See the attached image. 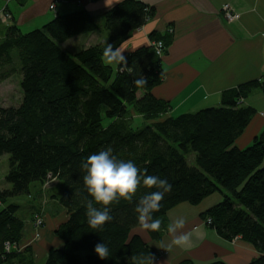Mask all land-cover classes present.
<instances>
[{
    "label": "trees",
    "instance_id": "obj_1",
    "mask_svg": "<svg viewBox=\"0 0 264 264\" xmlns=\"http://www.w3.org/2000/svg\"><path fill=\"white\" fill-rule=\"evenodd\" d=\"M154 16V8L124 0L104 15L107 42L72 55L64 43L99 29L85 10L59 15L27 34L14 24L0 33V81L12 73L1 70L16 59L22 91L17 108L0 110V158L9 156L5 182L11 185L10 190L0 189V264L23 255L18 247L25 220L18 216L20 205L7 204L8 199L32 197V184L39 187L48 180L59 182L52 198L68 221L56 233L63 247L51 249L44 264H132L138 254L155 257V251L132 234L140 227L136 202L154 190L143 184L132 201L111 206L113 220L102 231L88 227L84 202L91 198L84 191L80 164L108 147L117 159L131 160L141 172L172 185L155 213L161 223L178 205L197 206L219 193L221 202L202 219L211 220L207 226L221 239L241 238L252 245L260 256L249 264H264V136L244 149L235 146L256 115L244 101L260 84L226 90L218 108L168 116L170 104L152 94L165 75L152 45L126 55L123 67L106 65L102 57L107 44L120 47ZM149 38L150 43L163 42L165 56L172 34L152 33ZM141 75L147 84L137 87L133 82ZM131 111L142 117L143 125L125 124ZM192 154L195 166L187 160ZM147 232L153 241L161 239V231ZM102 241L110 249L108 260L94 253Z\"/></svg>",
    "mask_w": 264,
    "mask_h": 264
},
{
    "label": "crops",
    "instance_id": "obj_2",
    "mask_svg": "<svg viewBox=\"0 0 264 264\" xmlns=\"http://www.w3.org/2000/svg\"><path fill=\"white\" fill-rule=\"evenodd\" d=\"M122 1L0 0V10L6 9L13 16L12 24L27 34L43 28L59 15L81 10L95 17L98 26L104 25V15ZM137 1L154 8L155 16L119 48L126 57L132 51L149 46L152 33L165 36L172 29V43L162 58L164 81L152 91L156 99L170 104L168 116L218 108L226 90L258 82L260 87L244 101V106L253 108L256 115L235 146L244 149L264 136V0ZM226 4L240 14L238 21L228 23L224 19L222 7ZM51 5H54V10H50ZM108 38V32L99 26L96 32L74 37L62 47L72 55L104 44ZM29 198L34 199L33 195ZM40 198L43 199L42 196ZM221 200L222 196L216 193L197 206L183 203L170 210L162 220L159 241H153L141 227L132 234L139 235L155 253H160L164 250L155 245L166 237L170 238L167 233L169 223L182 216L186 220L183 231L192 233V244L153 264H210L218 261L249 264L260 256L252 245L241 238L232 242L221 239L202 219V215ZM39 207L34 209L35 213L44 217L46 223L41 230L42 240L40 243L33 241V224L25 222L19 243V250L25 252L19 251L23 255L7 264H44L51 249L63 247L55 231L68 221L66 211H48V205L45 207L42 203Z\"/></svg>",
    "mask_w": 264,
    "mask_h": 264
},
{
    "label": "clouds",
    "instance_id": "obj_3",
    "mask_svg": "<svg viewBox=\"0 0 264 264\" xmlns=\"http://www.w3.org/2000/svg\"><path fill=\"white\" fill-rule=\"evenodd\" d=\"M103 63L112 66L126 65V58L121 49L107 44L102 53ZM134 85L144 87L147 80L141 75L134 80ZM84 171V191L91 199H86L87 224L94 232L102 231L104 225L112 222L111 206L123 201H132L138 186L143 184L148 189H154L144 194L137 202L134 212L141 229L153 233L161 230V220L155 216L161 208V202L171 192L172 185L167 179L156 175H147L131 161L119 160L113 155L111 147L103 149L82 160L80 164ZM94 205H98L94 206ZM186 225L184 217H179L169 223L167 227L168 237L161 240L157 248L168 254L177 250L188 248L193 242V235L183 231ZM94 253L100 260H108L110 249L103 241L96 244ZM153 257L143 254L131 258L132 264H153Z\"/></svg>",
    "mask_w": 264,
    "mask_h": 264
},
{
    "label": "rangeland",
    "instance_id": "obj_4",
    "mask_svg": "<svg viewBox=\"0 0 264 264\" xmlns=\"http://www.w3.org/2000/svg\"><path fill=\"white\" fill-rule=\"evenodd\" d=\"M12 20H13V16L6 9L0 10V33L4 32V29L12 24ZM1 25H3L4 27H1ZM99 26L104 29V25L100 24ZM11 69L13 71H11ZM1 71H4V73L5 71L12 73L10 74V76L0 81V110L7 108H17L22 102V91L20 88L21 75L19 72L18 61L14 59L13 65L12 64L6 65ZM125 124L128 125L129 127L132 126L133 128L135 127L138 128L139 125L140 126L143 125V119L141 116H138L134 114L133 111H131L127 116V120ZM8 159H9L8 155H4L0 158V189L1 190L11 189V185L5 182V175L8 171ZM187 160L190 164H192V166H195L193 154L188 155ZM58 187H59V182L57 180H48V182H46L44 185L39 187H36V183H34L31 186V191L33 193L34 199H30L29 198L30 196L28 195H21L10 198L7 201V204L20 205L21 209L18 213V216L24 219L25 222L29 221L33 224L34 227L33 241H35L36 243H40V240H42L41 230L45 227L46 223L44 217L35 213L34 209L38 208L39 205L41 206V203L42 206L44 205L45 207H47L48 205V211H56L57 209H61L57 204V202H55V200L52 198L53 194L55 195V193H57V191L59 190ZM40 196H42L43 199H41ZM2 208L3 206L0 205V210ZM38 219H41L42 221V226L39 229L36 228L37 226L36 223ZM208 220L204 221L206 225H209ZM38 230H40V237L35 236ZM56 233L57 231H55V234ZM18 251L25 252V250L23 251L21 249ZM155 255H157V257H160L159 261H161L164 257L168 256V253L162 251L160 253H155ZM159 261L156 260L154 262H159Z\"/></svg>",
    "mask_w": 264,
    "mask_h": 264
},
{
    "label": "built area",
    "instance_id": "obj_5",
    "mask_svg": "<svg viewBox=\"0 0 264 264\" xmlns=\"http://www.w3.org/2000/svg\"><path fill=\"white\" fill-rule=\"evenodd\" d=\"M54 8H55L54 5L50 6V10H54ZM222 11H223V17L228 23H233V22H236V21H238L240 19V14L234 12L229 4L224 5L222 7ZM168 32L170 34H172V29H169ZM150 45H152L154 47V50L156 51V54L159 57H164L165 46H164L162 41L152 42V43H150ZM210 223H211V220H208V224H210ZM36 225H37L36 226L37 229H39L42 226L41 219L37 220ZM35 236L36 237H40V230H38L36 232ZM157 255H155L154 261H156V260L159 261L160 260V257H157Z\"/></svg>",
    "mask_w": 264,
    "mask_h": 264
}]
</instances>
